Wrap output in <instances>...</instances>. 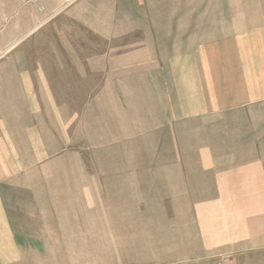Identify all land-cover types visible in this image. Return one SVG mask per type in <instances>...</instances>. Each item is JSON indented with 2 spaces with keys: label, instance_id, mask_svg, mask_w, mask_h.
<instances>
[{
  "label": "crops",
  "instance_id": "1",
  "mask_svg": "<svg viewBox=\"0 0 264 264\" xmlns=\"http://www.w3.org/2000/svg\"><path fill=\"white\" fill-rule=\"evenodd\" d=\"M8 34L0 264H17L18 244L34 241L20 234L24 220L50 225L44 164H77L65 172L70 189L57 194L87 187L80 152L88 140L113 151L104 160L116 170L94 177L115 183L126 204L154 161L148 174L170 196L172 243L264 245V0H41L17 13ZM85 124L96 135L84 139ZM135 220L122 225L139 237ZM46 233L37 242H56Z\"/></svg>",
  "mask_w": 264,
  "mask_h": 264
},
{
  "label": "rangeland",
  "instance_id": "2",
  "mask_svg": "<svg viewBox=\"0 0 264 264\" xmlns=\"http://www.w3.org/2000/svg\"><path fill=\"white\" fill-rule=\"evenodd\" d=\"M40 1L0 0V42L4 47L10 45L9 26L17 13ZM85 128L86 124L82 134L84 139L87 133L90 138L92 134L96 135L95 131ZM98 133L103 132L98 130ZM89 142H83L80 152L81 171L88 173V177L82 178L88 185L80 195L74 197L67 193L72 181L66 174L73 175V171L78 169H75L77 164L56 160L44 164L41 190L54 192L50 195V203H45L47 210L44 214L49 213L50 225H36L35 218L32 222L24 220L29 226L20 234L30 235L34 241L18 244L21 251L19 257L22 259L17 264H264V245L234 251H202L196 243L193 246L190 244L188 248L185 244L172 243L170 196L160 194L153 174H148L156 169L154 161L144 164L147 171L144 188L132 189L131 186L129 203L126 204L127 198L119 192L115 183L111 181V185L106 184L107 180L98 177L99 173L94 177L96 170H116V165L108 168L104 160L114 155L113 151L110 147L107 151L105 147L100 148L101 141H98L96 148L89 146ZM66 149L73 150L74 147ZM99 156L100 161H97ZM63 188L67 191L66 195L57 194ZM127 218L134 220L135 224V219H140L142 227L139 237L131 232L136 227L122 225ZM43 231L56 236V242H37L36 235Z\"/></svg>",
  "mask_w": 264,
  "mask_h": 264
}]
</instances>
